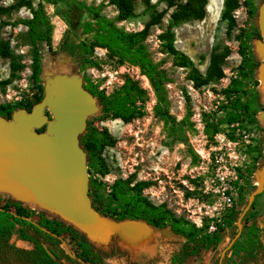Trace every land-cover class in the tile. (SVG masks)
I'll list each match as a JSON object with an SVG mask.
<instances>
[{
    "label": "rangeland",
    "instance_id": "rangeland-1",
    "mask_svg": "<svg viewBox=\"0 0 264 264\" xmlns=\"http://www.w3.org/2000/svg\"><path fill=\"white\" fill-rule=\"evenodd\" d=\"M26 1H30L34 7L40 4L52 27L50 49L43 43L38 47L43 96L47 82L57 76L79 78L82 85L86 82L92 83L105 95L120 87L106 93L100 89L105 80L116 77L123 78L124 81L127 76L138 82L147 92L145 115L131 123L124 124L121 120L104 118L98 102L96 112L86 119L82 134L90 130L99 135L103 130H107L115 140V144L106 147L101 155L108 173L102 174L97 167H88L86 162L90 205L99 206L97 193L107 196L116 179L135 174L137 180L153 183L144 191V195L153 204L164 203L177 217L187 220L196 228L207 234L218 233L222 236L218 245L202 250L186 264H218L221 252L237 233V219L246 207L248 197L258 185V172L264 162V135L258 119V113L264 110V105L259 102L256 94L258 69L263 59L259 52L263 38L259 29L258 14L264 0H253L255 13H250L245 4L246 0H236L238 7L230 13L235 21L233 28H229L228 21L222 19L224 0H207L206 16L203 20L180 23L171 29L174 33V48L192 62L193 68L201 77L199 82L190 78L191 69L179 67L174 63L173 55L160 38L169 28L173 9L167 10L160 24L150 29L145 45L152 61L164 72L167 108L174 120L168 125L155 116L154 93L148 80L141 76L137 67L129 65L126 70H121L123 74L116 75L114 72L118 71L121 65L109 59L107 52L103 55L98 51L100 48H96L91 55L85 52L82 44L86 36L82 26L90 21V18L82 6L101 7V13L110 20H115L118 16L116 6L110 5L108 0H58L56 4H49L46 0ZM178 1L185 3L187 0ZM16 2L17 0H1L0 6L8 7ZM150 3L154 6L152 9L147 8L143 0H133V17L115 20L117 27L127 32L142 30L152 10L162 12L166 9V4L159 0H150ZM25 18H31L25 7L0 16V48L6 45L8 53L5 58L0 55V105L34 102L39 97V89L31 81V47L27 45L25 38L27 28L16 25L18 19ZM93 23L97 24L96 21ZM245 35H249L247 43L251 63L244 67L247 76L242 77L243 63L239 55V45L240 38L243 39ZM213 58L217 73H221V77L216 79L209 78L207 73ZM86 60L95 61L97 66L89 67L85 64ZM233 81L241 84L245 94L236 96L225 93ZM237 98H240L241 103L252 101L253 113L249 117L242 115L236 123L218 124L217 131L207 134L205 120L217 124L220 118L231 111L230 105ZM222 137L224 139L220 142ZM210 147L217 149L211 151L209 163L207 149ZM201 149L204 153L198 154L196 150ZM214 154L217 159L222 156L221 166L227 161L235 172L236 180L232 182L231 187L232 190H237L238 196L231 206L219 201L211 191L206 192L219 187L214 179ZM263 194L264 192L255 197L251 205L253 209L250 207L244 215L247 217L246 224L241 222L240 236L226 252L223 264L237 263V260L242 258V247L248 232L253 231L252 233L258 236L256 221L259 211H255V206ZM0 198L3 201L18 200L16 196L2 189ZM21 202L33 210L31 220L34 222L40 214H57L36 202ZM100 217L105 230L110 233L108 232L104 239L94 240V243L108 256L109 248L115 251L114 256L104 259L105 264H128L124 251L128 253L130 260L142 264L140 255L149 249L150 244H158L159 248H163L161 253L171 258V254L178 251L184 242L182 237L175 235L161 237L160 240V234L156 233L153 236L146 233L123 236L114 232L115 222L101 214ZM227 220L233 222L232 227H226ZM163 230L170 231L169 228ZM10 241L22 245L16 240V234ZM66 242L68 243L67 239ZM68 248L71 253L75 250L74 244L68 245Z\"/></svg>",
    "mask_w": 264,
    "mask_h": 264
},
{
    "label": "trees",
    "instance_id": "trees-1",
    "mask_svg": "<svg viewBox=\"0 0 264 264\" xmlns=\"http://www.w3.org/2000/svg\"><path fill=\"white\" fill-rule=\"evenodd\" d=\"M46 1L49 4H56L58 0ZM159 1L166 4V9L162 12L152 10L143 29L137 32H127L118 28L115 23V20L120 21L133 17V0H108L110 5H114L118 9V16L115 20H110L102 14L101 7L83 5L90 21L82 26L86 36L82 45L86 54L91 55L96 48L104 49L107 52V57L118 65L127 64L137 67L141 76L148 80L154 93L155 116L168 125L174 120L167 108L164 72L150 58L145 40L149 36L150 29L160 24L166 11L173 9L169 28L160 38L166 44L169 53L173 55L174 63L179 67L191 69L190 78L195 82L201 81L200 75L193 68L189 58L174 48V33L171 29L180 23L203 20L206 16L208 2L207 0H187L185 3L178 0ZM143 2L149 9L154 7L150 0H143ZM245 4L249 7L250 13H255L253 0H246ZM223 6L222 19L228 21L229 28H233L235 21L230 13L238 7L237 1L224 0ZM22 7L30 12L31 18L18 19L16 25H23L27 28L25 38L27 45L31 47V81L39 89V97L34 102L0 105V116L5 119H10L13 112L17 110L31 112L32 108L42 100V71L38 47L43 43L50 49L52 42V27L40 4L34 7L30 1L17 0L15 4L8 7L0 6V16ZM93 21H96L97 24L95 25ZM240 39L239 55L243 63L241 75L246 77L244 67L251 63L247 43L249 35ZM0 55L3 58L8 57L6 45L1 46ZM214 62L213 58L207 73L209 78L216 79L221 77V73H217ZM85 64L89 67L97 66L93 60H86ZM83 88L97 99L104 118L121 120L124 124H128L145 115L144 104L147 92L138 82L127 76L124 78L123 84L109 95L98 91L92 83L86 82ZM225 93L236 96L240 93L245 94L241 84L236 81L231 83ZM230 107L231 111H228L225 117L220 118L217 124L205 120L207 134L217 131L218 124L236 123L239 122L242 115L249 117L253 113L252 101L241 103L240 98H237ZM114 144L115 140L107 130H103L99 135L88 130L79 136V145L86 154L87 166L97 167L102 174L108 173V170L101 155L106 147H112ZM92 185L93 183L90 184V186ZM152 185L153 183L150 181L137 180L135 174H131L127 178H118L111 185L107 196L104 197L97 193L100 205L91 207L95 212L115 223L143 222L155 230L169 228L173 235L182 237L184 242L178 251L171 254L170 264H186L190 258L197 257L202 250L212 249L221 242L220 234H207L202 229L196 228L187 220L177 217L164 203L153 204L144 195V191ZM33 213V210L20 201H3L0 198V264H105V258L115 255L113 248H109V256L105 254L102 248L97 247L89 235L73 222L49 212L40 214L36 222L27 221V218H32ZM246 221L247 217L245 216L242 224H246ZM226 224V227L230 228L233 222L227 220ZM219 231L221 232V230ZM252 232H248L245 236L242 247L245 255L239 262L233 264H264V246L258 236ZM14 234H16V240L22 245L10 241ZM70 244H74L75 250L71 254L75 258H72L68 252H71L68 248ZM124 253L128 264H137L128 258L126 251Z\"/></svg>",
    "mask_w": 264,
    "mask_h": 264
},
{
    "label": "water",
    "instance_id": "water-1",
    "mask_svg": "<svg viewBox=\"0 0 264 264\" xmlns=\"http://www.w3.org/2000/svg\"><path fill=\"white\" fill-rule=\"evenodd\" d=\"M258 20L263 38L259 52H264V4ZM262 79L264 64L258 69V80ZM96 110V99L79 78L57 76L47 82L42 100L31 112L17 110L9 121L0 116V189L16 196L17 201H33L53 210L85 231L93 242L104 239L109 231L89 203L86 154L79 145V136L86 119ZM42 128L43 133L37 132ZM257 182L237 219V233L221 252L218 264H223L226 252L240 236L242 219L255 197L264 192V164ZM114 228V232L130 237L144 234L150 227L128 221L116 223Z\"/></svg>",
    "mask_w": 264,
    "mask_h": 264
},
{
    "label": "built area",
    "instance_id": "built-area-1",
    "mask_svg": "<svg viewBox=\"0 0 264 264\" xmlns=\"http://www.w3.org/2000/svg\"><path fill=\"white\" fill-rule=\"evenodd\" d=\"M98 51H100L103 55L106 54V50H102V49H98ZM129 65L127 64H123L121 66H119L118 71L114 72L116 75L118 73L123 74V71L121 70H126V68H128ZM104 77V76H102ZM123 84V78H108L107 80H105V82L101 85V90H105L106 93H109L110 91H113L114 89H116L117 87L121 86ZM224 139V137H222V139L220 140V142H222ZM217 148L216 147H210L209 149H207V160L210 163L211 162V151H215ZM196 152L198 154H202L204 153L203 149L197 151ZM214 167H215V177L214 179L217 181V184L219 185V187L216 190H206L207 193H209V191H211L212 193H214L216 195V197L219 199V201H221L222 203L227 204V206H231L233 201H235V199H237V190H232L231 184L233 181L236 180V176H235V172L231 166L230 163H228L227 161H225L224 165L221 166L220 163H222L223 158L222 156H219V159H217V155L214 154ZM212 229V227L210 228Z\"/></svg>",
    "mask_w": 264,
    "mask_h": 264
},
{
    "label": "crops",
    "instance_id": "crops-1",
    "mask_svg": "<svg viewBox=\"0 0 264 264\" xmlns=\"http://www.w3.org/2000/svg\"><path fill=\"white\" fill-rule=\"evenodd\" d=\"M261 55L263 56L262 63L259 67H261L264 64V52L260 51ZM257 99L261 104L264 105V79L258 80V86L256 90ZM259 117V125L263 129V135H264V110L258 113ZM255 211H259L256 225L258 229V238L261 244L264 246V194L258 198L257 204L255 206ZM146 234H149L150 236H153L154 233L160 234L159 239L173 236V234L168 230H155L153 228H148L145 230ZM158 240V237L155 238ZM152 243V241L150 240ZM157 243V242H156ZM149 249L144 250L140 255V261L142 264H170V257L167 258L165 254H162L160 250H163V248H159L158 244H150ZM159 249V250H158ZM245 254L242 253L240 257H243ZM239 262V259L237 260Z\"/></svg>",
    "mask_w": 264,
    "mask_h": 264
},
{
    "label": "flooded vegetation",
    "instance_id": "flooded-vegetation-1",
    "mask_svg": "<svg viewBox=\"0 0 264 264\" xmlns=\"http://www.w3.org/2000/svg\"><path fill=\"white\" fill-rule=\"evenodd\" d=\"M11 119V118H10ZM10 119H5L6 121H9ZM41 130V129H40ZM45 130H42V131H37V132H39V133H43Z\"/></svg>",
    "mask_w": 264,
    "mask_h": 264
}]
</instances>
